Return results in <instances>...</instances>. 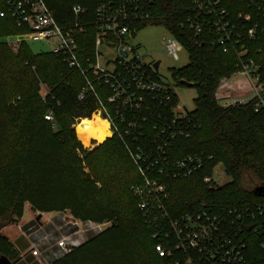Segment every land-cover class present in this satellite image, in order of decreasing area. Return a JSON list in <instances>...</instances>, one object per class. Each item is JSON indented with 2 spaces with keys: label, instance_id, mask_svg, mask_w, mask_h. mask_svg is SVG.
Returning <instances> with one entry per match:
<instances>
[{
  "label": "trees",
  "instance_id": "obj_1",
  "mask_svg": "<svg viewBox=\"0 0 264 264\" xmlns=\"http://www.w3.org/2000/svg\"><path fill=\"white\" fill-rule=\"evenodd\" d=\"M45 1L56 21L68 25L74 4L87 8L89 21L99 0ZM224 1L233 13L245 9V0ZM193 14L192 0H156L153 19L139 23L137 30L163 25L189 54V63L174 69L172 77L196 90L195 108L189 112L191 134L174 141L172 151L176 157L192 153L211 156L209 165L221 164L229 181L218 188L206 186L202 177L210 170L188 178H167L168 206L172 213L189 209L201 199L264 206V197L254 193L256 187L264 186V106L257 109L254 100L221 105L217 90L222 79L238 71L236 56L223 52L215 33L191 28L186 19ZM21 32L10 17H0V257L22 263V249L3 228L20 220L28 206L34 213L67 212L80 221L108 223L49 264L183 261L180 252L160 256L155 249L153 229L132 193L139 173L124 141L114 135L89 149L76 137L72 125L80 118H90L96 109L92 96L79 99L84 85L81 73L71 71L63 58L51 51L34 53L27 41L12 51L3 38ZM90 33L80 37V45L89 49L94 39ZM250 45L251 55L264 70V50L256 49L261 41ZM173 104H179L174 92ZM48 114L53 118L47 119ZM103 153L111 160L122 156L128 165L119 160L115 167L111 164L117 171H105L99 165ZM125 175L132 177L130 191ZM247 258L249 264H264V249L256 238L249 241Z\"/></svg>",
  "mask_w": 264,
  "mask_h": 264
},
{
  "label": "built area",
  "instance_id": "obj_2",
  "mask_svg": "<svg viewBox=\"0 0 264 264\" xmlns=\"http://www.w3.org/2000/svg\"><path fill=\"white\" fill-rule=\"evenodd\" d=\"M192 4L194 14L186 23L198 33L218 35L217 44L223 52L236 56L239 69L234 75L244 77L252 94L250 100L257 109L263 107L264 70L251 55L250 44L259 40L261 45L256 49L264 50V0H245V9L237 13L224 0H192ZM155 5L156 0H99L93 19L88 21L87 8L74 4L71 23L60 25L45 0H0V17H10L24 31L8 37L10 46L34 39L47 41L50 51L61 56L71 71L81 73L84 85L79 99L92 96L96 104L92 116L104 119L111 137L117 135L124 141L139 173L132 193L153 229L160 256L182 253L184 260L175 264H249V241L256 238L264 249V206L207 199L178 213H172L168 206L167 178H188L210 170L202 183L218 188L229 174L221 164L210 166L211 156L192 153L176 157L172 151L174 141L191 134L190 111L173 104L172 88L157 77L161 62L156 70V61L146 60L150 53L142 55L131 41L138 24L153 19ZM88 32L94 36L91 49L80 45V37ZM168 33L162 40L164 52L178 59L183 45ZM103 50L110 51L112 57L102 61ZM232 77L220 81L218 94L233 91ZM53 213L57 220L21 229L29 242L27 253L21 252L22 259L30 255L40 264H49L108 224L80 221L67 212ZM44 214L48 213H41V217Z\"/></svg>",
  "mask_w": 264,
  "mask_h": 264
},
{
  "label": "rangeland",
  "instance_id": "obj_3",
  "mask_svg": "<svg viewBox=\"0 0 264 264\" xmlns=\"http://www.w3.org/2000/svg\"><path fill=\"white\" fill-rule=\"evenodd\" d=\"M168 34H169L168 30L163 25L151 24V25H147V26L143 27L142 29H140L136 33L135 36L131 37V41L133 42L134 45H136L138 47V50L142 55L150 53V55L146 56L147 61H152V60H155V61L160 60L161 61V64L159 67V73H157V77L162 82L168 84L172 88L174 94L178 98V103H179L180 108H183V109L185 108L188 111H192L195 108V98L197 97V93H196L195 88H193L191 86L180 85L172 77V72L174 69L184 67L189 63V54L186 50H182L179 53L178 59L170 58L164 52V48L162 45L163 38L165 36H167ZM3 40L8 42L9 38L4 37ZM27 43L34 53H46V52L50 51V45L47 41L34 39V40H27ZM20 45H21V43H18V44L13 45V46L9 45V47L12 51L16 52L19 49ZM102 55H104L103 58L101 59L102 61H105L104 57H112V55L110 54V51H106V50L102 51ZM217 96L218 97L220 96L218 94V92H217ZM219 98H221V97H219ZM221 105L228 106V105H230V103L226 102V101L225 102L221 101ZM90 118H94V116H91ZM77 126H78L77 123H75V125L74 124L72 125V127L74 128V133H75L76 137L79 139V137L77 136L78 135L77 131H76ZM92 141H93V139L89 141L88 145L85 146L84 143H83V145L89 149H92L94 146L104 142V141L103 142L97 141L96 143L93 144ZM94 141H96V140H94ZM102 150H104V149H102ZM105 154L106 153L101 154L102 158L99 159V161H100L99 165L105 171H106V169H110V168H112V170H110V171H117V168H114V167H115V164L118 163L119 160L124 161V164L128 165L127 161L124 160L122 158V156H120V158L116 157L115 160H111V158ZM1 156H2V153L0 154V160L2 159ZM111 164L114 167H112ZM129 175H125L123 179L125 181H127V183L129 182V191H130V180L132 177L130 178ZM222 181L228 182L229 178L224 177L222 179ZM36 218H37V214H35L27 206L25 209L24 216L20 220L14 222V223L8 225L6 228H4L3 233H5L9 237L13 238V240H15L14 238H16V236H21L22 230L27 225H29L30 223H35L38 225V224H41L42 222H47L51 219H56V220L58 219L56 216V213L44 214L43 217H41L39 220H37ZM21 249L24 253H27L29 246L25 247V248H24V246H21ZM28 256H30V255H28ZM28 256L23 258L21 260V262L23 264H34L35 263L34 258H33V260H31V258H29ZM22 263H20V264H22Z\"/></svg>",
  "mask_w": 264,
  "mask_h": 264
},
{
  "label": "bare ground",
  "instance_id": "obj_4",
  "mask_svg": "<svg viewBox=\"0 0 264 264\" xmlns=\"http://www.w3.org/2000/svg\"><path fill=\"white\" fill-rule=\"evenodd\" d=\"M77 125V136L85 146L92 139L96 142H103L106 138L111 137L108 123L97 115L94 118H85Z\"/></svg>",
  "mask_w": 264,
  "mask_h": 264
},
{
  "label": "crops",
  "instance_id": "obj_5",
  "mask_svg": "<svg viewBox=\"0 0 264 264\" xmlns=\"http://www.w3.org/2000/svg\"><path fill=\"white\" fill-rule=\"evenodd\" d=\"M231 80L235 82L234 89H233V91H230L229 94H226V92H220L219 93V95H220L219 97H221V99H222L221 101H223V102L226 101V102H229L230 104L233 101H249L252 98V94L250 93L249 85L246 82V80L244 79V77H242L241 75L236 74V75H234L232 77ZM239 84L241 85V88H239ZM35 214L38 215V212L35 213ZM10 239L14 243H16V245H18V246H21L24 243H28L29 244L27 239L23 236L22 232H21V236H16V238H14L15 240H13V238H11V237H10ZM19 248H21V247H19Z\"/></svg>",
  "mask_w": 264,
  "mask_h": 264
},
{
  "label": "water",
  "instance_id": "obj_6",
  "mask_svg": "<svg viewBox=\"0 0 264 264\" xmlns=\"http://www.w3.org/2000/svg\"><path fill=\"white\" fill-rule=\"evenodd\" d=\"M160 60H158V61H156L155 63H154V67H155V69L157 70L158 69V66H159V64H160ZM254 193L255 194H257V195H259V196H262V197H264V186H258V187H256L255 189H254ZM41 218V213H38V215H37V220H39ZM17 261H15V262H11L7 257H5V256H1L0 257V264H15Z\"/></svg>",
  "mask_w": 264,
  "mask_h": 264
}]
</instances>
